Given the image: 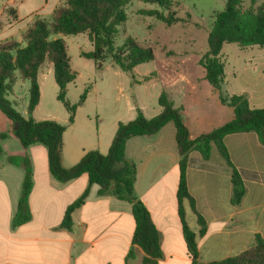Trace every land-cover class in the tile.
<instances>
[{
  "label": "crops",
  "instance_id": "crops-1",
  "mask_svg": "<svg viewBox=\"0 0 264 264\" xmlns=\"http://www.w3.org/2000/svg\"><path fill=\"white\" fill-rule=\"evenodd\" d=\"M26 1L8 0V4L18 6ZM61 2L55 0L50 4L49 0H43L33 11L49 8L52 14ZM47 65L51 71L52 65ZM47 65L39 73L40 91L41 75ZM110 65L113 64H107L100 73L107 74ZM51 74L54 77V70L43 76L47 79ZM78 77L77 73L70 85ZM262 82L264 85V74ZM87 86H91V91L86 102L78 108L73 124L68 122L69 115L59 119L54 115L36 119L41 99L33 113L36 121L52 120L66 126L62 139V161L66 169L77 165L90 151L107 155L119 123L136 118L134 107L124 115L115 108L108 116L107 91L98 83L84 85L78 99ZM165 93L174 104L170 94ZM243 94L252 109H264V90L258 94L257 84L255 89L233 95ZM78 99L70 102L74 104ZM161 112L160 107L156 116ZM183 120L190 139L203 135L192 131L185 118ZM12 125L0 112V145L3 149L0 159V264H141L144 252L132 244L136 227L132 205L114 197L99 196V186H90L86 174L65 185L58 182L50 172L47 149L40 144L23 148L12 133ZM2 135L7 137L2 139ZM224 144L242 176L246 192L241 203L235 204L232 170L215 145L209 160H204L197 152L191 153L188 187L207 226L205 234L200 235L201 225L196 215L189 206L185 207L188 227L196 234L198 264L240 255L255 245L257 236L264 240V146L256 133L229 135ZM14 156H27L33 169V189L29 198L32 219L17 227L13 221L25 172L9 163V158ZM126 159L136 165V196L147 207L161 235L163 259L159 264H193L178 211L176 192L180 157L174 124H167L154 135L130 139ZM88 187L90 192L85 203L71 215L72 227L62 228L67 209Z\"/></svg>",
  "mask_w": 264,
  "mask_h": 264
},
{
  "label": "trees",
  "instance_id": "trees-1",
  "mask_svg": "<svg viewBox=\"0 0 264 264\" xmlns=\"http://www.w3.org/2000/svg\"><path fill=\"white\" fill-rule=\"evenodd\" d=\"M131 0H67L58 5L52 13L51 20H38L34 27L23 33V42L12 40L0 44V112L13 124V135L19 139L23 148L32 145H43L48 151L49 167L52 177L64 185L82 175L89 177V184L99 186V196L114 197L132 205L135 220V231L132 238L133 246L144 252L141 264H159L163 259L161 235L156 228L151 214L135 192L137 179L136 165L126 159L127 143L136 137L151 136L161 131L167 124L173 123L176 128V143L180 157L178 211L183 224V231L193 264H198L196 234L190 230L186 220L185 207L189 206L196 215L201 230L206 232V221L196 208V201L188 187L187 172L190 155L199 153L204 160H209L212 146H216L220 155L232 170L234 187L233 201L240 204L245 196V186L241 174L233 164L224 140L229 135L256 133L264 146V109H252L247 96L233 95L222 97V103L234 109L233 121L211 133L190 139L181 112L176 109L167 93L162 92L158 104L162 112L152 119H147L138 111L137 117L128 123H119L116 135L107 155L99 151H90L82 160L70 169L63 166L62 139L66 126L52 120L36 121L33 113L40 103L41 91L38 81L41 69L51 64L54 80L58 86L57 100L62 103L69 115V124H73L76 112L91 91L87 86L74 104L68 99V86L77 78L72 68L69 48L65 37L87 34L93 44L91 52H84L82 57L92 60L97 71L104 70L106 65H115L123 72H133L136 67L155 60L151 48L142 47L135 39L128 37L120 47H116L118 27L127 22L126 7ZM244 0H227L225 9L216 16L212 30L207 39L208 52L200 61L205 71V80L218 92L225 84V64L221 60V52L225 44H236L242 48L258 46L264 48V4L257 8L243 9ZM258 0H250L256 4ZM148 4H156L170 11L172 0H145ZM158 20L172 25L179 22L176 13L165 16L157 10L147 12ZM109 61V62H108ZM20 73L23 81H28L29 103L26 118L15 111L7 100L16 84L15 72ZM150 80V77L144 81ZM140 83V82H139ZM7 136L2 135L5 139ZM3 149L0 145V159ZM9 163L24 169L25 177L21 189L18 210L13 221L20 226L32 219L29 198L33 189V169L30 159L14 156ZM90 187L66 211L62 228L72 227V214L86 201ZM208 264H264V240L256 237L255 245L237 255L222 261Z\"/></svg>",
  "mask_w": 264,
  "mask_h": 264
},
{
  "label": "rangeland",
  "instance_id": "rangeland-1",
  "mask_svg": "<svg viewBox=\"0 0 264 264\" xmlns=\"http://www.w3.org/2000/svg\"><path fill=\"white\" fill-rule=\"evenodd\" d=\"M42 1L27 0L18 6H11L8 0H0V44L12 40L23 42V33L33 28L38 20H51L49 8L33 11L42 5ZM49 1L51 4L55 0ZM66 1L62 0L60 4L64 5ZM172 1L170 11L156 4H148L145 0H131L128 3V19L118 27L116 47L131 37L142 47L151 48L155 55L154 61L136 67L133 72H123L118 66L110 65L107 74L102 75L92 60L81 55L93 50L87 34L65 37L70 64L79 74L77 81L69 87V100L75 102L84 85L98 83L107 91L108 116L115 108L124 115L134 107L136 117L140 111L145 118L152 119L156 117V110L160 109V94L168 92L175 107H182L181 117L185 118L192 131L208 134L233 121L234 109L223 104L221 98L250 91L255 89L256 84L258 94L262 93L264 48L225 44L220 57L226 65V82L222 91L218 92L204 79L205 71L200 61L208 52V35L217 14L225 9L227 0ZM263 4L264 0H258L256 4L244 0L243 9H257ZM154 10L165 16L176 13L179 22L167 25L155 16L148 15L147 12ZM46 67L41 75L42 98L35 118L54 115L59 119L68 114L57 100L58 88L53 75H49V79L43 76L53 72L52 66L51 71L48 65ZM15 76L16 84L7 100L15 111L28 118L30 84L21 79L18 71ZM147 77L150 80L144 81ZM93 119L96 122V118Z\"/></svg>",
  "mask_w": 264,
  "mask_h": 264
}]
</instances>
